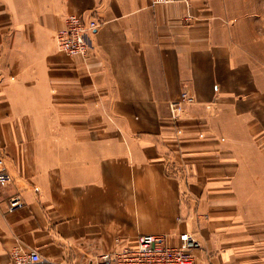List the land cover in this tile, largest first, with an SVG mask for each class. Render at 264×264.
<instances>
[{"label":"crops","instance_id":"0c3cea01","mask_svg":"<svg viewBox=\"0 0 264 264\" xmlns=\"http://www.w3.org/2000/svg\"><path fill=\"white\" fill-rule=\"evenodd\" d=\"M69 13L100 22L85 56L55 45ZM0 155V264L182 231L194 264H264V0H0Z\"/></svg>","mask_w":264,"mask_h":264},{"label":"built area","instance_id":"2783aa9c","mask_svg":"<svg viewBox=\"0 0 264 264\" xmlns=\"http://www.w3.org/2000/svg\"><path fill=\"white\" fill-rule=\"evenodd\" d=\"M151 5L181 1L188 8L190 0H149ZM100 22L94 17L69 13L64 17V25L54 32V42L59 51L68 55L85 56L88 51L87 38ZM195 97L187 90H182L177 98L168 101L171 120L180 118L184 106L193 103ZM11 180V175L4 165L0 155V183ZM24 201L19 192L8 197L7 211H14L23 206ZM199 247V241L189 231L178 234V242L171 244L165 235L140 233L134 241L117 243L112 251H104L98 255L97 264H194L193 251ZM11 256L14 264L33 263L40 260V255L34 249L24 251L13 247ZM225 264V263H218ZM231 264V263H229Z\"/></svg>","mask_w":264,"mask_h":264},{"label":"rangeland","instance_id":"374dc122","mask_svg":"<svg viewBox=\"0 0 264 264\" xmlns=\"http://www.w3.org/2000/svg\"><path fill=\"white\" fill-rule=\"evenodd\" d=\"M6 209H7V207H6Z\"/></svg>","mask_w":264,"mask_h":264}]
</instances>
